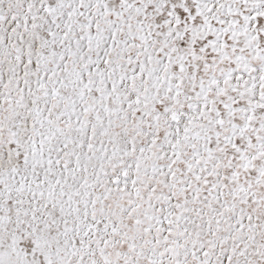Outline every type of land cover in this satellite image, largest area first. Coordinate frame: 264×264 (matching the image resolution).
Masks as SVG:
<instances>
[{"label":"snow or ice","instance_id":"obj_1","mask_svg":"<svg viewBox=\"0 0 264 264\" xmlns=\"http://www.w3.org/2000/svg\"><path fill=\"white\" fill-rule=\"evenodd\" d=\"M0 264H264V0H0Z\"/></svg>","mask_w":264,"mask_h":264}]
</instances>
